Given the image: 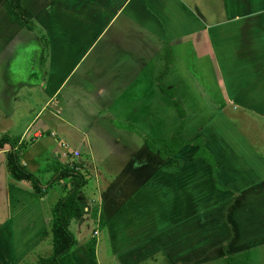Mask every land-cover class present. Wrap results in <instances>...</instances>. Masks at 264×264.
<instances>
[{
  "label": "crops",
  "instance_id": "0c3cea01",
  "mask_svg": "<svg viewBox=\"0 0 264 264\" xmlns=\"http://www.w3.org/2000/svg\"><path fill=\"white\" fill-rule=\"evenodd\" d=\"M65 1L43 0L38 5H32L25 0H0V7L4 14L16 26L30 31H43L48 37L49 46L53 40L52 57H49L47 61L48 71L25 74L23 87L27 86L33 90L34 86L38 85L43 92V97L46 98L42 109L48 104L49 106L53 104L55 110H49L47 115L48 119L54 118L59 122L58 125L51 124V121L48 122L47 119L37 124L35 131L31 132L40 118L38 114L41 111L35 113L32 109L31 117L19 125L18 136L13 138L9 134L13 127L11 117L7 119V115L0 113V135L7 133L6 137L13 139L12 143L16 147L22 143L27 144L18 149L20 161L26 168L28 163L40 165L39 161L44 159L47 153V143L41 140L44 135L52 131L51 127L57 126L63 131V134L59 133L60 137L68 139L73 137L79 145L83 144L90 157L94 158V148L90 145L86 133L83 134L81 130V128H87L70 120L69 116H62V113H68L65 111L66 104L69 101H75L77 94H83V91L91 93L90 86L75 81L73 83L75 91L82 88L81 92L67 93L69 89L62 92L71 79L70 75L75 67L71 71L67 69L64 74L61 68L53 67L57 63L62 67V57L65 60L66 53L58 60L57 52L54 50L55 42L58 41L61 55L63 38L67 42L68 28L65 17H69L73 24L75 22L77 25L82 24L87 27L92 25L93 19L82 21L79 17L81 15L79 3H75L74 8H71ZM191 1L192 3H186L183 0H99L93 3L92 18L103 13L112 16L111 20L115 21L119 18L120 12H126L130 18L139 22L144 27L145 34L149 35H142V37L160 41L161 48L166 45L169 55L177 63L179 61L182 63L183 68H178L180 71L174 68L175 71L171 73L174 81L194 79V67L190 74V69L186 65V63L199 62L191 57L193 52L199 55V50L202 52L206 50L213 55L218 76L212 82V90L215 93L221 92L223 102H219L221 105L218 106L220 110L224 109L210 123L214 124L210 130H198L191 139L197 137L204 139L206 149L213 155L216 162L217 183L224 191L214 187L210 167L202 159L192 158L196 150L193 145H185L178 152L176 157L182 164L177 167L171 164L170 159L162 160L157 154L152 153L146 147L144 140L125 145L124 139L120 137L124 132H118L119 136L110 142L113 145H122L116 151L118 155L116 158L119 161L116 169L103 170L96 168L91 160L84 161V164L93 168L97 175L94 192H92L94 195L89 196L90 194L81 190L77 198L83 210L82 217L77 220L78 223L87 221L84 219L88 216L93 219L89 221L97 223V227L102 212L110 253L107 254L105 250L97 247L96 238L100 234L97 229L94 228L89 235H83L85 237L82 242H79L73 233L76 243L71 249V256L72 258L74 256L72 251L76 252L80 260L78 263L73 258L75 264H95L93 259H97L99 263L103 260L99 258V255L106 254L112 258L124 256L121 264H142L144 259L152 258L157 253H162V257H169L170 261L165 259L164 264H194L192 260L189 262L183 256L187 255L183 248L185 250L192 248L195 243L191 241L194 238L184 229H178V225L183 222V225L187 224L185 222L193 217L203 215L206 218L210 214L212 204L216 205L214 204L216 201L220 202L221 195L225 193L230 194V198L234 197V207H230V211H234L235 207L237 209L238 198L245 191L253 189L258 195L264 193V187L260 188L264 181V158L262 159L260 152L256 150V146L264 147L262 132L258 131L259 139L258 137L253 139L236 126L239 119L248 118L250 113L258 117L261 115L263 118H260L264 120V0H220L224 17H214L213 23H210L208 18H204L210 11L201 5L200 7L195 0ZM54 16L60 17L57 26L49 23ZM27 24L32 26V29H28ZM147 42L144 40L141 45L149 48L150 45L148 46ZM125 54V56H118L114 60L115 63H111L112 67L106 73L108 89L100 88L98 95L103 96L109 90L115 96L127 98L125 91L120 90L121 83L127 80L130 73L125 71V65L141 69L144 60L134 59L129 51ZM202 62L207 63V60ZM202 62L199 64L203 71L205 67ZM171 65H168L169 68H172ZM209 65L211 66L210 63ZM168 73V70L161 69L158 72V80L163 76L164 81ZM19 78L15 86L19 85ZM162 85L166 89L169 88L168 90H177L179 84L174 82L170 86H165L162 82ZM157 86L159 87L158 83ZM13 99L16 103L24 101V99H17V96ZM116 102H118L117 99ZM228 110L232 111L228 112ZM234 111H237L236 114L239 116L234 115ZM39 133H41L40 136H35ZM28 134L30 137L26 138ZM34 147L38 148V153L35 154L38 161L36 163H33L35 160L31 162L28 159L30 156L27 155V148L29 150ZM237 147L239 151L235 150ZM9 148L5 146L0 149V264H20L31 254L37 258L41 256L39 253L48 236L46 214L48 211L44 209L42 203L44 196L38 195L30 184L14 180L6 168L2 169L1 159ZM62 149H59V155L66 158L63 156L65 151ZM72 150L81 155L79 147ZM57 153L58 151H53V155L57 156ZM112 154L113 152L108 150V155L112 156ZM23 156H26L25 160ZM86 170L83 168L82 171ZM59 181L61 185H58V182H54L53 185L56 184L58 188L61 186L62 189L67 181ZM94 202L98 204L96 208ZM91 203L92 206H90ZM235 216L242 217L239 213ZM199 224L205 226L203 221ZM77 231L78 235L83 232L81 228ZM218 238L221 239V237ZM222 241L217 242L222 243ZM232 244V242L229 244V248ZM235 244L238 245L236 239ZM216 247L221 249L222 245H215ZM226 247H228L227 244H225ZM253 247L254 245H251V248ZM205 255L208 260L211 259L209 238L208 247L203 250V256ZM205 263L195 262V264Z\"/></svg>",
  "mask_w": 264,
  "mask_h": 264
},
{
  "label": "rangeland",
  "instance_id": "374dc122",
  "mask_svg": "<svg viewBox=\"0 0 264 264\" xmlns=\"http://www.w3.org/2000/svg\"><path fill=\"white\" fill-rule=\"evenodd\" d=\"M25 1L31 2L32 5H38L43 2V0ZM96 1L99 0L65 1L66 5L71 8H74L75 3H79L81 6V15H79V17L82 21L93 20L91 22L92 25L87 27L82 24L77 25L75 22L73 24L69 17H65L68 28L66 32L68 33L67 42H65L63 38L61 55L59 54L60 43L58 44V41L55 42L56 44L54 46L56 47L54 50L57 52L58 60L59 57L61 58L66 53L65 60L67 62L62 57V67L58 63L53 66L54 69L61 68L63 74L65 71L67 72V69L71 71L72 68L75 67L72 75H70L71 79L67 82L66 86H64L62 92L69 89L67 93H73L75 91V86L73 84L75 81L76 83L78 81V83L89 84L90 86L89 89L91 93L83 91V94H77V99L74 97L75 101H69L70 103L68 102V104H66L65 111L68 113H62V116H69L70 120L87 128H81V130L83 134L86 133L90 145L94 148V158L92 159L88 151L83 147V144L79 145L73 137L70 139L67 137H60L63 131L57 126L51 127L52 131L44 135V138L41 140L47 143V157L45 156L44 159L39 161L40 165L28 163L27 167L30 172L39 178L44 187L47 186L42 202L44 209L48 211L46 213L47 225L50 223L52 206L63 194L60 188L61 186L58 188L56 184L48 185L49 179L56 173L57 166L64 167L65 165L75 164L81 171L83 168H86V171H82L87 176L86 184L82 190L90 194L89 196H93L94 194L92 192H94L97 175L93 168L84 164V161L91 160L96 168L103 170L116 169L119 164L116 158V156H118L116 151L118 147L122 145H113L110 142L113 141L115 137L119 136L118 132H124L120 137L124 139L125 145L142 142L143 140L145 143V140H149L153 141L155 146L161 149L163 146V139L171 137L182 122V118L176 110L174 100L178 101L184 110L185 117L183 120L185 124L182 135L184 140L187 139L188 141H193L195 139H191V137L198 130H210V128L214 126V124L210 123L217 115L223 112L224 109L220 110L218 106L221 105L219 102H223V97L220 96L221 92L218 91L215 93L212 90V82L217 79L218 75L213 55L209 51L206 52L205 50L202 52L199 50V55L193 52V56L191 55V57L195 60H199V62L195 64H193V62L192 64L186 63L187 67L190 69V74L193 71L192 68L194 67L195 69L193 80L187 81L186 79H179L174 81L171 77V73L175 70L180 71L178 68H183V65L180 61L177 63L175 59L169 55L168 49L166 48L167 46L164 45L161 48L160 41L156 39L149 40L148 37H142V35H146L144 27L140 25L139 22L137 23L136 20L130 18L124 11L120 12L119 18L115 21L111 20L112 16L103 13L92 18L94 13L92 12L94 8L93 3ZM183 1L192 3L191 0ZM195 2H197L199 6L201 5L204 9L210 11L207 17L204 16L205 19L208 18L210 23L214 22V17L219 18L223 16L220 0H195ZM114 11H116V9ZM4 13L5 12H3L0 7V113L7 115V119L11 117L13 127L9 134L11 137L15 138L18 136L17 132L19 130V125H22L31 117L32 109L35 113L41 111L38 114V118L39 116L40 118L36 122V125L32 127L31 132L35 131L37 124H41L42 121L48 119L49 116L47 112L49 110H55L53 104L50 106L48 104V106L42 109L46 98L43 97V92L38 85L34 86L33 90L27 86L26 88L23 87V82H25L23 77L25 74H39V72L45 73L48 71L47 61L49 57H52L53 40H51L49 46L48 37L44 35L45 33L43 31L38 30L37 32L35 30L30 31L20 28ZM58 21H60V17L54 16L49 23L57 26ZM144 40L148 41L147 44L148 46L150 45L149 48H146V45H141ZM126 51L131 52L134 59L144 60V65L141 69L128 64L125 65V71H129L130 73L127 80L121 83L120 90L125 91L127 98L115 96L110 93L109 90L107 94L103 96L98 95V93H100V88L108 89L106 73L112 67L111 63H115L114 60L118 56H125ZM77 60L79 61L76 64ZM205 60H207V63L202 62ZM200 62H202L203 67H205L203 71L199 64ZM170 64H172L171 66L173 69L169 68ZM161 69H164V71L168 70L169 72L165 80L161 81L165 86H170L174 82L179 84L177 90H173V94L162 93L159 90L160 86H157V83L159 85L160 81L158 80V72H160ZM18 77H20L19 85L15 86L14 84L16 80H18ZM37 83L38 82H36V84ZM56 84H58V82H56ZM168 89L169 88H167V90ZM81 90L82 88L79 90L76 89L77 93L81 92ZM16 96L17 99H24V101L16 103L13 99V97ZM172 96L174 98H172ZM116 99L118 102H116ZM230 111L232 110H228V112ZM236 112L237 111H234V115H237ZM59 116L62 118L61 115ZM259 116L262 117L261 115ZM260 117L250 113L248 118L244 117V120L239 119L236 126L240 128L241 131L247 133L248 135L246 136L250 138L254 139V137H258V131L262 132V138H264V120L262 119L263 117ZM50 121L51 124L59 123L54 118H49L48 122ZM216 127L219 128L217 125ZM229 130L232 131V129ZM51 133H54L55 136H50ZM4 135L7 136L8 134H1L0 137ZM28 137H30V134H28L26 138ZM132 137L133 140H131ZM59 138H61V140ZM259 138L260 137H258V139ZM10 140L13 141V139ZM61 143H66L69 145L70 149L80 148L81 155L79 153V157L74 158L75 162L71 161L70 155L66 158L60 157L59 149L62 148ZM26 145L25 143L22 146L25 147ZM259 147L260 148L256 146V150L260 152V157L263 159L264 147L263 145ZM28 148L27 155L30 156L28 159L31 162L35 160L33 163L38 162L35 158V154L38 153V148L34 147L29 150ZM108 150L113 152L112 156L108 155ZM235 150L239 151V147L235 148ZM53 151H58V155H53ZM2 157L1 167L5 170L6 154ZM25 157L23 156L24 160ZM247 161V163L250 164L249 160ZM62 180L65 182L67 181L65 179ZM55 182L61 185L60 181ZM24 183L26 184V182ZM263 187L264 181L260 188ZM229 195L228 193L221 195L219 200L222 202L216 201L214 203L216 205L212 204L210 207V214L206 218H204L203 215L202 217H193L190 221L185 222L187 224L183 225V222L178 225V229H184L194 238V240L191 241L195 243L192 248L190 247L189 250L183 248L187 253V255L183 256L189 262L192 260L194 264L195 262L223 264L222 257L232 255L234 258H239L242 253L247 252L248 264H264V193L258 195L253 189L245 191L242 196L238 198V207L237 209L235 207L234 211H230V207L235 203L234 197L230 198L231 195ZM94 203L96 208L98 204H96V202ZM90 206H92V203ZM238 213L242 215L241 218L238 217L239 219L235 216V214ZM90 218L92 217L88 218L87 216L84 219L87 221L84 223H78L77 220L71 221L70 229L79 242L84 240L85 236L83 235H89L94 228L97 229L100 232L96 238L97 247L105 250L107 254L110 253L106 229L104 226L96 227L97 223L89 221L93 220ZM200 221H203L205 226L199 224ZM79 228L83 230L81 235H78L77 230ZM47 233L48 236L39 253L42 257L48 256L52 250L51 235L48 232V227ZM218 237H221V239ZM208 238L211 244V259L209 260L206 255L203 256V250L208 247ZM235 239L238 241L237 246L235 244ZM218 240L223 241L221 243L217 242ZM231 242L233 244L229 248ZM98 244H100V246H98ZM225 244H227L228 247L225 248ZM215 245H222V248H215ZM251 245H254V247L251 248ZM242 248L244 249L241 251ZM74 249L75 248H73V250ZM107 254L104 256L99 255V258L103 259L102 262L98 263L97 259H93L95 264H121L123 258H125L124 256H115L112 258ZM161 254L157 253L156 256L152 258L144 259L142 264H164L163 261L165 259L170 261L169 257H162ZM72 255H74L73 258L75 262L77 261L79 263L80 260L77 253L72 251ZM34 257L35 256L31 254L24 258L20 264H39L38 258ZM203 259L204 261H202Z\"/></svg>",
  "mask_w": 264,
  "mask_h": 264
},
{
  "label": "trees",
  "instance_id": "16d2710c",
  "mask_svg": "<svg viewBox=\"0 0 264 264\" xmlns=\"http://www.w3.org/2000/svg\"><path fill=\"white\" fill-rule=\"evenodd\" d=\"M28 29L32 26L27 24ZM44 60V59H43ZM165 73V72H164ZM160 90L164 93L173 94V89L167 90L162 85L163 76L159 79ZM172 98H174L172 96ZM175 107L182 118L181 125L175 133L162 141L161 149H158L153 141L145 140L146 147L158 155L162 160L170 159L172 165L180 167L182 162L176 157L178 152L185 145H193L196 150L192 155L193 159H202L211 170V176L214 182V187L219 191H224L217 183V166L213 155L206 149L204 139L197 137L193 141H186L183 138V128L185 121L184 110L180 103L176 100ZM23 143L18 147L6 136L0 137V149L9 146L6 152L5 166L9 175L16 181H22L30 184L31 188L40 196H44L47 186H43L39 178L30 172L20 161L19 148H23ZM65 179L66 184L62 187L63 194L57 199L51 208V218L48 225V232L51 235L52 250L48 256H39V264H75L71 249L76 243L75 236L70 229V223L73 220H79L83 215V210L78 203V195L86 184V176L80 169L65 165L64 167H56V173L49 179L48 185H52L55 181ZM99 226H104V216L100 213ZM223 264H248V253L244 252L239 258H234L232 255H227L223 258Z\"/></svg>",
  "mask_w": 264,
  "mask_h": 264
},
{
  "label": "built area",
  "instance_id": "2783aa9c",
  "mask_svg": "<svg viewBox=\"0 0 264 264\" xmlns=\"http://www.w3.org/2000/svg\"><path fill=\"white\" fill-rule=\"evenodd\" d=\"M41 133L35 135V136H40ZM54 133H51L50 136H53ZM55 136V135H54ZM62 148L64 149V153H63V156L64 157H68L70 155V159L71 161H74V158H78L79 157V153L77 151H74L72 149H70L69 145L67 144H62ZM75 162V161H74ZM78 163V162H76ZM70 167H75V169H79L75 164L73 165H70Z\"/></svg>",
  "mask_w": 264,
  "mask_h": 264
}]
</instances>
